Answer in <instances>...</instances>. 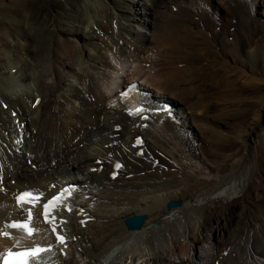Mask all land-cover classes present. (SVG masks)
Instances as JSON below:
<instances>
[{
	"label": "bare ground",
	"instance_id": "6f19581e",
	"mask_svg": "<svg viewBox=\"0 0 264 264\" xmlns=\"http://www.w3.org/2000/svg\"><path fill=\"white\" fill-rule=\"evenodd\" d=\"M206 1L201 0L197 17L188 10L189 0L8 2L14 17L0 16V44L8 46L0 49V232L10 219L27 216L28 209L34 230L30 236L22 228L0 236V254L8 247L51 244L53 249L33 258L34 264H264V155L259 144L244 154L226 155L217 144L222 139L205 134L212 159L203 176L183 174L168 139L153 129L144 111H154L156 122L163 119L165 132L185 134L197 115L190 108L197 105L190 102L191 95L210 89L208 82L241 93L264 84V49L252 45L255 27L248 0H219L225 14L239 6L236 21L242 31L234 44L221 33L212 62L205 67L199 53L202 33L218 34L219 16L216 8L204 11ZM161 10L170 11L174 20L165 39L172 46L164 42L172 52L180 51L183 59L178 62L185 64L168 69L161 63L162 81L147 75L139 88L144 94L137 87L129 93L130 82L107 80V71L111 78L117 67L125 72V61H137L143 50L149 61L155 60L150 55L156 56L154 51H148L156 43L153 34ZM158 82L174 92L176 103L166 90L154 88ZM148 100L151 105L144 103ZM173 104L177 111L170 108ZM178 110L184 111L178 115ZM260 110L264 112V103ZM171 113L172 119L185 117L174 125ZM208 120L217 122L213 116ZM224 120L220 123L226 125ZM244 131L243 140L252 135L251 127ZM228 143L222 146L226 149ZM112 173L117 176L111 178ZM66 185L76 189L57 200L48 223L43 222L37 203L42 205ZM22 189L38 195L31 204L16 201ZM178 198L181 205L166 207L167 201ZM132 214L147 215L138 230L124 225ZM224 216L229 221L221 225ZM51 225L66 235L64 245L54 241Z\"/></svg>",
	"mask_w": 264,
	"mask_h": 264
},
{
	"label": "rangeland",
	"instance_id": "374dc122",
	"mask_svg": "<svg viewBox=\"0 0 264 264\" xmlns=\"http://www.w3.org/2000/svg\"><path fill=\"white\" fill-rule=\"evenodd\" d=\"M10 1H12V0H0V4L1 3L3 4L2 6L0 5V16H2L3 18H6L5 14H7L9 16L12 15L14 17L13 10L10 7V5L8 4V2H10ZM24 1L27 2V0H24ZM227 2H229V1H227ZM206 3L209 4V6L208 7L206 6L207 9H204L205 12L208 11V9H210V7H213V8H216V13L219 15L218 20H217V27H216L218 30V31L216 30L218 34H215L213 37H211V36H209L210 34L207 31H204L205 33L204 32L202 33L204 39H201V40L204 41V44H202L200 46L201 48L199 49V53L204 59L203 62L206 64L205 67L208 69L211 62H212V56H214V54H212V53H214L215 49H216V42L215 41H220V39H221L220 34L223 33L224 35H226L228 37L229 44L230 43L234 44V41L237 39V37L240 35V33L242 31V25H241V23L236 21V19H238V17H239V6L238 5L234 6L230 12L227 11L228 13L225 14V10H226L225 4L222 5L219 0H208V1H206ZM201 4H202L201 0H200L199 4H195L193 2V0H189L188 10L194 17H197L199 15ZM229 4H230V2H229ZM30 5H31V3L29 2L28 7ZM217 6H221V8L217 9ZM161 11H163V12L159 13L158 17H157V21L159 24L158 29L153 34V40L156 43L152 44V46H155V45H157V46H156V49H155V47H153V49H152V46H150L149 47L150 51H148V53H151L154 51L153 53H155L156 56L152 55V54H150V55L153 56V59H155V60L149 61V59L146 56H144L145 50L140 51L139 53H137V57H138L137 61H134V62H132L130 60L125 61V63H124L125 64L124 69L126 70L125 72L120 71V67H117L116 72L113 74V78H111L110 75H112V73H111V71L108 70L107 71V80H112L118 85H120L122 83V81L128 82L130 80L131 81L133 80L140 86L141 84L144 83L143 81L145 79H147V77H149V76H152V77L154 76V78L157 77V79L160 77L159 80L162 81L161 77L163 76L162 78H164V75H162L160 72L163 70L162 66H160V64L163 62L166 63V65L168 67L166 65L165 66L168 69H176V66H177V68L179 66H180L179 68L183 67V65L185 63L184 62H178L179 59H180L179 61H181L183 59L182 55L179 54L180 51L177 53L172 52L171 47L169 48L167 46V45L172 46L171 42L170 41L167 42L165 40L167 38L166 36L168 34H170V32L173 30L174 20L172 18L170 11H168V10H161ZM174 11H177V8ZM248 16H249V19H250L252 25L255 27V30L252 33L253 35L251 34V36L253 37V40H252L253 44L252 45L259 46L262 49H264V0H248ZM115 28H116V26L113 27V31L115 30ZM221 28H224L223 31L221 30ZM8 31H10V27L7 24H5L4 30H3L4 34H6L5 36L9 35ZM234 34H235V36H234ZM100 37L104 41H107L109 39L108 35H104V36L101 35ZM164 40L166 41L167 45L165 44ZM162 43H163V45H162ZM2 46L3 45L0 44V49H2L4 51H6L8 49V46H5V45L3 47ZM155 50H157V51L159 50V51L157 52ZM174 54L176 57L174 56ZM177 55L179 57H177ZM157 56L158 57L160 56L161 59L156 58ZM145 59L148 61H146ZM168 63H169V65H168ZM188 63L192 64L193 62L188 61ZM181 64H183L182 67H181ZM171 65H173V66H171ZM159 66L161 67V69ZM192 74L193 73H190L189 76H192ZM147 75H149V76H147ZM221 75H223V76H221ZM221 75H220V78H221V80H223L225 78L226 74L223 73ZM115 76H117V78ZM261 78L264 79V77H261ZM241 81L243 82V80H241ZM177 83H179V82H177ZM159 84H161V85H159ZM208 84L210 86V89L206 90V92H204V93L201 92V95L198 93L197 97H196V94H194L196 92H193V94L191 95L190 102L196 103L197 105L193 104V107L190 106V108H191L192 113H197V115L193 114V121H192V124H191L192 126L190 129L185 130L187 128H183L185 130L184 131L185 134H182L179 132H174V131H171L172 133L165 132L164 131L165 126L162 125L163 119H161V121H159V122H156L155 116L153 115L154 111L152 112L150 108L145 110V112L147 114L146 119L148 120V123L153 125V129L155 127L157 129L161 130L160 131L161 134H163L168 139V147L171 151L174 152V154L177 158L175 162H176V165L179 166V169H181L180 171L183 174L191 173L192 175H195V176L197 175L198 177L203 176L202 173L205 172L204 167L206 166V162L208 160L210 161L212 159V156L207 154V152H208L207 150L209 149V147L207 145L208 143H207L206 139H208V137L206 135H208V136L211 135L212 137H215L216 139H219V138L222 139L221 143H219L220 141H218L217 144L219 145V147H222L221 152H228L226 155L232 154V155L238 156V155L244 154V153L252 150L253 144L255 145L256 143L259 144V150H261L262 154L264 155V147H263V145H264V112L262 113V111L260 110L262 104L264 103V84L258 85L257 88L250 89V90L242 92V93L241 92H234L233 90H231L225 86H222V88L216 89L213 87V82H210V83L208 82ZM144 87H146V85ZM163 87H165V86H163L161 82H158V84H156L154 88H156L157 91H159L158 89H161V88H162L161 90H166V89H163ZM63 89H65V87H63ZM151 91H153V93H154L156 90L153 89ZM166 94H167V96L171 97L170 98L171 100L174 99V101L176 103L177 97H176V95L174 96V92H170L167 89L165 95ZM227 97H230V98H227ZM244 98L246 99V101ZM150 99H152V97ZM233 102H235L237 104H235ZM227 103L229 105L233 106V107L231 106L232 109H230V110L226 109L225 105H228ZM146 104L151 105L152 100L146 101ZM64 105H65L64 107L66 109L69 108V106H68L69 104L64 103ZM175 109L177 111L178 106L177 107L175 106L173 108V110H175ZM221 110H224V111H221ZM182 111H184V110H178V112H179L178 115L180 113H182ZM233 112L234 113L237 112V115H232ZM201 113H203V114L201 115ZM186 114H188V113L186 112ZM205 116H206V119H205ZM209 116L215 117L217 119V122H214V121L211 122V120H208ZM183 117H185L184 114L182 115V118L180 117V118H177V120H176V118L172 119L171 115L168 116V118H170V120L172 121V123L174 125H177L178 121L182 120ZM233 117H235V118H233ZM220 118H221V120H220ZM222 120L226 121V125H223L222 123H220V122H222ZM205 122L211 123L214 126V127L211 125L208 126V127H211L210 129H213V130H211L210 134L208 133L210 130L206 126ZM236 125L238 126V128ZM246 125H247V127H246ZM250 127H251V131H252L251 132L252 135L250 137L248 136L249 138L247 137L245 140H243L242 135L245 132L244 130L249 129ZM231 128H232V130H231ZM233 131H234V133H233ZM212 134H214V136ZM230 136H231V138H230ZM239 138H240V140H238ZM241 139H242V141H241ZM228 141H229V143H228ZM13 142L16 143L17 139L14 138ZM225 142H227L228 145H230L226 149L224 148V146H226V145L222 146V144ZM234 142H235V144H234ZM1 143H2V146L6 145L5 142H1ZM108 155H110V154L108 153ZM174 160H175V158H174ZM155 164H157V163H154L153 167H155ZM28 166H32V163L30 161H28ZM162 167L165 168L166 166L164 165ZM0 168H2V160H0ZM161 168H159V169L161 170ZM234 176L235 175H233V177ZM237 207H239V206L237 205L234 208L235 211H236ZM222 217L220 218V223H221V225L222 224L224 225L229 220H228V217H226V216H224V218H222Z\"/></svg>",
	"mask_w": 264,
	"mask_h": 264
},
{
	"label": "snow or ice",
	"instance_id": "6c2138e0",
	"mask_svg": "<svg viewBox=\"0 0 264 264\" xmlns=\"http://www.w3.org/2000/svg\"><path fill=\"white\" fill-rule=\"evenodd\" d=\"M116 167L119 168L120 165L117 164ZM64 191L67 192L70 190L66 189ZM30 197H32V193L25 192L21 196L18 197V203L26 201V199L30 198ZM61 198H62L61 196H57L54 199L60 200ZM51 204H52V201H49V203L44 204V215L46 217L49 215V208H50ZM67 210L70 212L71 208L69 207ZM28 219L29 220L32 219L31 211H29V213H28ZM81 223H84V221H81ZM8 226L11 228H22L27 232V234L29 236L32 235V232H33V229L29 227L28 223H16V222H14ZM55 231H56V229L54 228L53 232H55ZM5 235H8V234L5 233ZM57 240L60 244H64L66 242L65 238L63 236H60V235H57ZM44 251H50V249L49 248H42L40 246H36L33 248L25 249L24 251L15 252V253L11 249H9L6 253H2L0 255L5 257L4 264H29L30 258H34V257L38 256L41 252H44Z\"/></svg>",
	"mask_w": 264,
	"mask_h": 264
},
{
	"label": "water",
	"instance_id": "95a60500",
	"mask_svg": "<svg viewBox=\"0 0 264 264\" xmlns=\"http://www.w3.org/2000/svg\"><path fill=\"white\" fill-rule=\"evenodd\" d=\"M181 202L182 201L180 199H171L167 201L166 207L168 209L177 207L181 205ZM146 217V214H133L124 219V224L128 230H138L142 227Z\"/></svg>",
	"mask_w": 264,
	"mask_h": 264
}]
</instances>
